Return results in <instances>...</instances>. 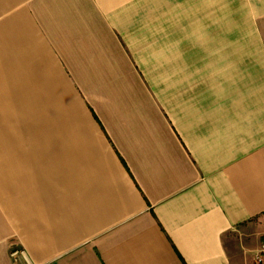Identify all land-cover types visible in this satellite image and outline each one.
<instances>
[{
	"label": "crops",
	"instance_id": "1",
	"mask_svg": "<svg viewBox=\"0 0 264 264\" xmlns=\"http://www.w3.org/2000/svg\"><path fill=\"white\" fill-rule=\"evenodd\" d=\"M1 81L0 264H257L264 0H0Z\"/></svg>",
	"mask_w": 264,
	"mask_h": 264
},
{
	"label": "rangeland",
	"instance_id": "2",
	"mask_svg": "<svg viewBox=\"0 0 264 264\" xmlns=\"http://www.w3.org/2000/svg\"><path fill=\"white\" fill-rule=\"evenodd\" d=\"M4 81L0 82V93L6 96L0 97L3 103L0 104V143L16 142H40L41 136L32 134L31 128H41L43 126L41 116L46 115L39 112L27 113L25 104H11L5 101L10 100L9 88ZM61 92V89H59ZM11 99L20 100L19 95H14ZM26 116L28 119H26ZM1 117H14L12 119H2ZM53 121L46 120V127L52 126ZM28 128V129H27ZM28 130V131H27Z\"/></svg>",
	"mask_w": 264,
	"mask_h": 264
},
{
	"label": "built area",
	"instance_id": "3",
	"mask_svg": "<svg viewBox=\"0 0 264 264\" xmlns=\"http://www.w3.org/2000/svg\"><path fill=\"white\" fill-rule=\"evenodd\" d=\"M11 257L16 264H31L28 260L27 252L24 248L14 245L11 248ZM257 264H264V243L258 253L255 255Z\"/></svg>",
	"mask_w": 264,
	"mask_h": 264
}]
</instances>
